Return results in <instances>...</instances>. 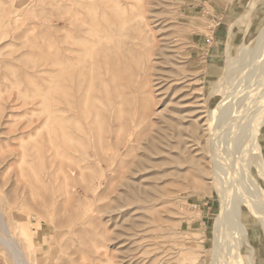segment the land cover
<instances>
[{
  "label": "rangeland",
  "instance_id": "obj_1",
  "mask_svg": "<svg viewBox=\"0 0 264 264\" xmlns=\"http://www.w3.org/2000/svg\"><path fill=\"white\" fill-rule=\"evenodd\" d=\"M251 1L0 0V213L19 240L20 224L34 223L39 264H227L225 249L212 250L223 208L210 143L230 167L221 174L233 200L239 180L246 183L237 164L259 108L247 99L250 79L264 78L256 40L264 0L255 9ZM63 20L80 50L83 75L75 79L87 82L74 81L64 96L57 75ZM229 58L236 69L216 93ZM66 68L69 84L67 61ZM58 98L73 108L64 138ZM222 103L229 110L217 122L220 138L208 140L209 111ZM255 146L264 165V120ZM257 171L252 166L264 189ZM256 216L243 204L240 251L246 261L249 245L264 264ZM29 258L36 259L33 249ZM12 259L0 243V264Z\"/></svg>",
  "mask_w": 264,
  "mask_h": 264
},
{
  "label": "bare ground",
  "instance_id": "obj_2",
  "mask_svg": "<svg viewBox=\"0 0 264 264\" xmlns=\"http://www.w3.org/2000/svg\"><path fill=\"white\" fill-rule=\"evenodd\" d=\"M254 8V7H253ZM61 10V9H60ZM60 15V14H58ZM57 15V16H58ZM87 16V15H86ZM247 17V16H246ZM5 18V17H4ZM144 18V17H143ZM250 19V18H249ZM246 20V19H245ZM244 20V21H245ZM85 21V20H84ZM60 24H64L62 27H60ZM6 25V24H5ZM58 28H62L67 30L66 34H61L60 39H59V52L63 51V57L62 58H58V68H57V75H58V93L61 94L62 96H64V92H65V88L69 89L70 88V92L72 89V83L75 81V84H81L83 85L86 82V79L84 81L79 80V78H76V75H78V77L83 75V71L82 68H80L79 70V47H75L74 46V30L71 27H67V22L65 20L63 21H58ZM81 28V27H80ZM76 29V28H75ZM90 29V28H89ZM59 30V29H58ZM95 31V30H94ZM82 34H85V32H83ZM95 38V37H94ZM66 39V40H65ZM258 41L257 47L258 49L261 48V46H264V29L261 31L260 35L257 37L256 39ZM96 44V42H95ZM126 44V43H125ZM78 45V44H77ZM81 45V44H80ZM86 46V45H85ZM94 46V45H93ZM249 46L244 45V47L242 48V53H248V51L250 50L248 48ZM237 48V47H236ZM125 50V49H124ZM241 50V49H239ZM92 51V50H91ZM90 52V50H89ZM258 52V50H257ZM262 52V51H261ZM124 54V51L122 52ZM256 53V52H255ZM263 53V52H262ZM250 54V51L247 55ZM259 54V53H257ZM251 55H256V54H251ZM261 57V54L260 56ZM263 57V56H262ZM232 59L229 58L228 62H226L227 67L226 70L224 71L222 77L219 79V81L216 84V93H224L226 90V87L224 86L226 82L229 81V78L231 76V73L233 72L234 69V62L231 61ZM66 61L68 64V69L70 70V72L68 71L69 74V84H67L65 77H64V73L66 68ZM241 66V65H240ZM259 68V67H257ZM78 70V71H77ZM235 72V71H234ZM241 72V71H240ZM239 72V73H240ZM262 73V72H261ZM264 73V71H263ZM264 75V74H263ZM247 78V77H246ZM61 79V80H60ZM264 79V78H263ZM261 80L260 78V73L258 76H255L254 79H250V82H252V80H256L255 84H258V87L256 88V85L254 84V86L250 85L254 91H249L250 95L247 97V99H251L253 100V98L255 99V105H253L254 107L258 106L257 108V114L254 117V120L252 121V126H250V128L252 127V132L250 134L251 139L248 141V143H246L242 148V154L243 157H241L239 159V162L241 161V164H237V167L239 166V169H241L240 173H244L245 171V177H246V183H241V181L239 180V186L237 184L236 189H240L238 191V195L234 196L235 199L231 200L230 197V191H229V187L227 186L229 183V177L227 178L226 176H224V174L222 175V169L224 170H229L230 167L225 166L226 169L223 168V165H221L222 162L219 158H221V155L214 150V147H212V143H210L211 147H210V151H211V161L214 163L213 165V169L212 173L214 176V181L216 182V187H217V191H218V195L220 194V199L222 202V215H221V221H220V228L218 230V237L215 239V243L213 245V252L216 254H221V252H223V250L225 249V256H223L225 259H223V261L225 260V262H227V264H258V260L256 255L254 254L252 248L248 245L249 247V255L246 258V261L244 259V257L241 255V247L242 245H246L245 241L242 237V231L240 227V220H241V216H242V211H243V204H246L249 206L250 210L256 214L258 216V219H260L262 226L264 227V189L261 186V184L259 183V181L257 180V178L251 173L252 172V166H255V168L257 167L258 169V173H260V175L264 178V165L261 161L260 158H257L254 155V149H255V140H256V133L258 131V125L259 123L264 120V89L262 90L261 88L264 86V80ZM249 83V82H248ZM66 85V87H65ZM249 85V84H248ZM243 86V85H242ZM235 87V86H233ZM237 87V86H236ZM244 87V86H243ZM249 87V86H248ZM239 88V87H238ZM261 89L262 91L257 93V89ZM237 89V88H235ZM245 89V87H244ZM259 89V90H260ZM235 91V90H233ZM248 91H246L248 93ZM256 91V92H255ZM243 92V91H242ZM241 92V93H242ZM245 92V93H246ZM243 94L244 96L246 94ZM249 94V93H248ZM236 95L235 98H237ZM243 96L241 95L239 98L237 99H241ZM65 98V97H64ZM233 98V99H235ZM68 99V98H67ZM244 100V98H242ZM243 100V101H244ZM242 101V100H241ZM254 101L252 102V104H254ZM229 102V101H228ZM238 103V102H237ZM246 103V102H245ZM244 103V104H245ZM243 104V102H242ZM225 104L222 103L219 107L217 108V106L213 109H211L209 111V115H208V120H207V124L208 128H206V130H208L209 132V139H215L217 138V140L220 138H218V126H217V122H220L219 119L225 117L226 113L229 110V107H227L226 109H222V107ZM255 107V108H256ZM240 109V108H239ZM73 110L72 108V102L71 101H67L65 102L64 99L58 98V103H57V112H58V117H59V126L61 128V137L64 138L66 136V125H65V113L66 111L71 112ZM242 111V110H241ZM245 111V110H244ZM252 110H250L251 112ZM233 113V112H232ZM238 114V113H237ZM241 114V113H240ZM239 114V115H240ZM248 115H251L250 113ZM247 115V116H248ZM255 115V114H254ZM253 115V116H254ZM235 116V115H234ZM237 116V115H236ZM252 116V115H251ZM233 117V116H232ZM239 117V116H237ZM248 118V117H247ZM246 119V118H245ZM249 119V118H248ZM241 120V119H240ZM243 120V117H242ZM241 120V121H242ZM57 121V120H56ZM249 121H251L249 119ZM247 120V122H249ZM236 122V121H235ZM238 122H240L238 120ZM244 122V121H243ZM195 123V122H194ZM239 124V123H238ZM245 124V123H244ZM243 124V125H244ZM219 125V124H218ZM239 125L242 126V123H240ZM238 125V126H239ZM246 125V124H245ZM248 125V124H247ZM262 125V124H261ZM197 126V125H196ZM204 126V125H202ZM237 126V128H238ZM249 126V125H248ZM199 126H197L198 128ZM40 128V127H39ZM38 128V129H39ZM221 129V128H220ZM249 129V128H248ZM71 130V127L69 126L68 128V132ZM197 131V130H196ZM246 131V130H245ZM251 131V129H250ZM248 132V131H246ZM56 134V133H55ZM244 134L246 135V133L244 132ZM68 135H72L70 133H68ZM229 135V134H228ZM248 135V134H247ZM53 136V135H52ZM215 136V137H214ZM221 136V135H220ZM231 136V135H230ZM258 136V135H257ZM54 137V136H53ZM214 137V138H213ZM246 138V136H245ZM244 138V139H245ZM56 139V138H55ZM59 139V138H58ZM237 139V138H235ZM64 139H62L63 141ZM247 141V139H245ZM59 141V140H58ZM61 141V140H60ZM220 141V140H219ZM218 141V142H219ZM64 142V141H63ZM239 142V141H238ZM197 143V142H196ZM241 142H239L240 144ZM66 144V143H65ZM60 145V144H59ZM259 148V146L257 147ZM61 149V148H60ZM219 149V148H218ZM234 149V148H233ZM205 150V148H204ZM60 151V150H59ZM65 151V150H64ZM220 151V150H219ZM232 151V150H231ZM231 152H229L230 155ZM234 152L232 151V154ZM57 154V153H56ZM59 154V153H58ZM119 154V153H118ZM231 154V155H232ZM235 154V153H234ZM227 155V154H225ZM224 155V156H225ZM230 155V156H231ZM191 157V156H190ZM190 157L187 158L190 159ZM228 157V156H227ZM82 158V157H81ZM233 158V156H232ZM236 158V157H235ZM230 159V158H228ZM238 159V157L236 158ZM235 159V162H236ZM63 160V159H62ZM224 160V159H223ZM191 161V160H190ZM201 161V160H200ZM225 161L227 162V159H225ZM238 161V160H237ZM242 161H244L242 163ZM195 161H193L194 163ZM222 162V163H220ZM70 163V162H69ZM212 163V164H213ZM229 163V162H228ZM232 163V162H231ZM75 164V163H74ZM197 164V162H196ZM65 165V163H64ZM191 165V164H190ZM234 165V164H233ZM232 165V166H233ZM192 166V165H191ZM200 166V165H198ZM231 166V167H232ZM243 166V168H242ZM61 167V166H60ZM65 167V166H63ZM194 167V165L192 166ZM236 167V166H234ZM232 167V168H234ZM76 168V167H75ZM196 168V167H195ZM64 169V168H63ZM202 169V168H201ZM237 169V168H236ZM244 169V171L242 172V170ZM62 170V169H61ZM232 170V169H231ZM230 171V170H229ZM228 171V172H229ZM234 171V170H233ZM239 171V170H238ZM237 171L238 174H240ZM65 172H67V170H65ZM72 172V171H71ZM225 172V171H224ZM227 172V173H228ZM69 173V172H68ZM230 173V172H229ZM234 173V172H233ZM66 176H69L71 173L66 174L64 173ZM231 174V173H230ZM224 176V177H223ZM231 176V175H229ZM239 176V175H237ZM243 177V176H242ZM71 177H68L69 181H70ZM231 178V177H230ZM240 178V177H239ZM126 180V179H124ZM70 183V182H68ZM119 183V182H118ZM235 183V182H234ZM231 184V183H230ZM69 186V185H68ZM231 186V185H229ZM234 186V185H233ZM235 187V186H234ZM235 190V189H234ZM233 190V193H235ZM237 191V190H235ZM232 193V194H233ZM237 193V192H236ZM232 197V196H231ZM139 201V200H137ZM136 202V201H135ZM133 203V202H132ZM140 203V202H139ZM137 204V202H136ZM139 205V204H138ZM256 216V217H257ZM34 223H32V221L28 218V220L23 224H20L21 226V236H22V240H19V238H17L14 234H11V229L9 224L7 223V221L5 220L4 216L0 213V243L7 248L9 251H11L12 256L14 261L16 262L15 264H39L43 261V255L41 252L35 250V243H34V238H33V231L35 230L34 227L32 226ZM36 224V223H35ZM194 224L197 225L198 221H194ZM194 224L191 223L190 227H194ZM19 226V225H18ZM19 226V229H20ZM36 226V225H35ZM35 233V232H34ZM253 247V246H252ZM33 249V254L34 257L36 258L35 261H31V259L29 258L30 255V250ZM212 252V253H213ZM105 254V253H104ZM217 255V257H218ZM214 256V255H213ZM220 257V256H219ZM216 258V256H215ZM12 259V260H13ZM221 261V260H219ZM218 262V261H216ZM261 262V261H260ZM224 264V263H223ZM261 264V263H260Z\"/></svg>",
  "mask_w": 264,
  "mask_h": 264
},
{
  "label": "crops",
  "instance_id": "obj_3",
  "mask_svg": "<svg viewBox=\"0 0 264 264\" xmlns=\"http://www.w3.org/2000/svg\"><path fill=\"white\" fill-rule=\"evenodd\" d=\"M231 2H233L234 4L240 2V0H229ZM236 1V2H235ZM262 0H252L250 3H249V7H252V9H255L257 7H262ZM254 7V8H253ZM260 10V8H259Z\"/></svg>",
  "mask_w": 264,
  "mask_h": 264
}]
</instances>
